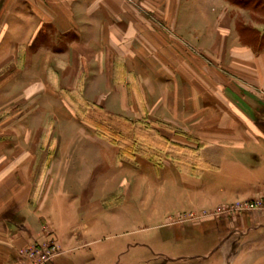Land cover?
I'll list each match as a JSON object with an SVG mask.
<instances>
[{
	"label": "crops",
	"instance_id": "obj_1",
	"mask_svg": "<svg viewBox=\"0 0 264 264\" xmlns=\"http://www.w3.org/2000/svg\"><path fill=\"white\" fill-rule=\"evenodd\" d=\"M256 15L226 0H0V73L14 64L22 85L33 79L43 89L50 79L79 81L80 95L101 97L102 107L124 99L131 113L170 124L200 147L201 168L180 188L171 172H158L176 203L152 217L150 251L122 264H264V214L192 226H168L165 218L264 196V23ZM28 107L18 111L27 116ZM19 122L27 131L21 143L1 142L12 167L0 168V264H19V252L50 238L63 253L49 264H120L112 261L121 243L113 253L111 244L93 247L103 226L87 180L95 156L63 152L64 142L77 145L73 138L51 139L58 152L43 142L32 153L25 149L31 124ZM16 146L22 152L13 155ZM193 226L201 236L192 237Z\"/></svg>",
	"mask_w": 264,
	"mask_h": 264
},
{
	"label": "rangeland",
	"instance_id": "obj_2",
	"mask_svg": "<svg viewBox=\"0 0 264 264\" xmlns=\"http://www.w3.org/2000/svg\"><path fill=\"white\" fill-rule=\"evenodd\" d=\"M124 1L134 6V0ZM226 1L239 8L253 7L258 14L256 18L259 23H264V0ZM238 31L244 32L246 29L238 25ZM48 38L50 40L51 37ZM68 40L63 36L61 45L64 47ZM44 50L49 52L51 48ZM63 51H66L65 47ZM61 66L64 70L65 65ZM13 70L14 64H8L7 75L5 72H2L5 75L0 73V158L3 159L0 162V166L3 167L0 168L6 170L7 165L12 167V162L4 161L8 151L1 142L9 139L8 136L20 142L24 132H27L23 127H19V121L25 123L28 121L31 124L30 144L25 146V149L30 146L32 153H38L43 142L48 144L47 152H58L59 142L54 145L50 143L51 139L54 141L56 138L76 139L77 145L68 144L70 141L66 144L64 142L63 152L78 150L81 155L95 156V174L93 178L87 180L90 185L94 184L95 188L96 223L101 221L103 226L96 225L93 235L96 242L93 247L111 244L113 253L117 249L115 245L121 243L124 249L121 248L112 261L113 263L114 260L121 259L120 264L133 253L150 251V239L154 235L152 217L157 213L171 210L172 204L176 203L174 195L176 192L166 183H162L163 179L159 177L158 172L165 174L171 172L174 175V185L180 188L185 181H190L188 176H197L198 169L201 168L199 145L186 144L184 136H178H182L181 131L172 129L170 124L162 123L160 120V123L156 120L147 121L150 119L149 115L131 113L127 107L121 105L124 99L117 103L114 101L112 105L115 107H102L104 105L101 97H85L80 95L82 91L77 92L79 81L50 79L44 81V89L36 88L37 80L31 79L22 85L21 68L16 71L17 73H12ZM11 75L14 76L11 78ZM6 76L10 79H1ZM31 91V104L26 105ZM6 92L11 94H2ZM93 100L100 105L92 103ZM28 106L32 109L29 115L18 111L20 107ZM23 117L25 120H22ZM8 120L9 126L6 125ZM21 152L22 149L16 146L13 155ZM128 170L141 171L143 174L126 176ZM83 197L85 199L86 196L80 197V201H83ZM261 199L264 200V196H255L249 200ZM249 200L221 205L212 210H187L175 213L169 211L165 216L166 225L192 226L204 218L232 221L234 216H237L234 215V205ZM105 209L107 210L103 213ZM193 227L190 230L192 237L201 236L198 230L200 228ZM60 251L61 255L63 252L61 249Z\"/></svg>",
	"mask_w": 264,
	"mask_h": 264
},
{
	"label": "built area",
	"instance_id": "obj_3",
	"mask_svg": "<svg viewBox=\"0 0 264 264\" xmlns=\"http://www.w3.org/2000/svg\"><path fill=\"white\" fill-rule=\"evenodd\" d=\"M255 212H264V200L246 201L234 205V215L245 216ZM61 251L53 239L32 245L21 251L19 264H49Z\"/></svg>",
	"mask_w": 264,
	"mask_h": 264
}]
</instances>
